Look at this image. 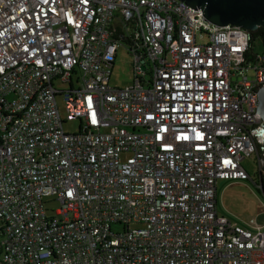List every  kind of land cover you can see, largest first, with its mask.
<instances>
[{"label": "built area", "instance_id": "built-area-1", "mask_svg": "<svg viewBox=\"0 0 264 264\" xmlns=\"http://www.w3.org/2000/svg\"><path fill=\"white\" fill-rule=\"evenodd\" d=\"M250 33L181 0H0V264H264V226L215 210L262 139Z\"/></svg>", "mask_w": 264, "mask_h": 264}, {"label": "rangeland", "instance_id": "rangeland-1", "mask_svg": "<svg viewBox=\"0 0 264 264\" xmlns=\"http://www.w3.org/2000/svg\"><path fill=\"white\" fill-rule=\"evenodd\" d=\"M252 50L254 54L262 56L264 53V34H253L251 36ZM197 41L202 43L205 41V37L199 35ZM248 79L254 78L253 71H248ZM240 81V78L236 80ZM132 83V69H131V56L128 53L125 45H119L110 76V86L117 89H122L129 86ZM72 85L75 88L78 85L75 83V77L72 78ZM53 87L57 91H68L70 86L68 83H61L58 80L53 81ZM57 106L60 115L64 118L65 113L63 109V100L61 96L56 97ZM63 128L68 133H74L77 130V124L74 122H66L63 124ZM264 142L257 144V152L251 157H247L242 161V167L249 176L246 180H237L227 182V187H218V205L219 214L218 217L223 216L231 224L246 228L250 221H257L258 225L264 226V196L261 192L257 191V187L254 182H258V167L257 158L264 159ZM49 198L44 202V208L48 217L53 215L52 211L58 209V204ZM222 217V218H223ZM113 232H121L122 226L113 225ZM1 242V236H0Z\"/></svg>", "mask_w": 264, "mask_h": 264}, {"label": "water", "instance_id": "water-1", "mask_svg": "<svg viewBox=\"0 0 264 264\" xmlns=\"http://www.w3.org/2000/svg\"><path fill=\"white\" fill-rule=\"evenodd\" d=\"M203 12L207 21L218 27L233 26L254 32L264 29V0H181ZM257 113L262 120L257 135L264 134V88L258 94ZM263 140V138H262ZM264 142V141H263ZM260 184H261V176ZM264 196V191L260 190Z\"/></svg>", "mask_w": 264, "mask_h": 264}, {"label": "trees", "instance_id": "trees-1", "mask_svg": "<svg viewBox=\"0 0 264 264\" xmlns=\"http://www.w3.org/2000/svg\"><path fill=\"white\" fill-rule=\"evenodd\" d=\"M256 33L262 35V34H264V29L259 28L256 31L251 32L250 35L253 36V34H256ZM261 171H262V173L260 171L257 172L258 173V177L261 176V184H260V179L258 180V182H254V185L257 187V191L258 192L261 189L264 191V167H263V169Z\"/></svg>", "mask_w": 264, "mask_h": 264}, {"label": "crops", "instance_id": "crops-1", "mask_svg": "<svg viewBox=\"0 0 264 264\" xmlns=\"http://www.w3.org/2000/svg\"><path fill=\"white\" fill-rule=\"evenodd\" d=\"M227 182L229 181H223V180H220L217 182V185H216V215L218 216L220 210H219V205H218V187L219 186H222L223 188L227 187ZM223 216H220V218H222ZM224 218V217H223ZM264 225V224H263Z\"/></svg>", "mask_w": 264, "mask_h": 264}, {"label": "bare ground", "instance_id": "bare-ground-1", "mask_svg": "<svg viewBox=\"0 0 264 264\" xmlns=\"http://www.w3.org/2000/svg\"><path fill=\"white\" fill-rule=\"evenodd\" d=\"M262 138H263V140H262V141H264V134L262 135Z\"/></svg>", "mask_w": 264, "mask_h": 264}]
</instances>
